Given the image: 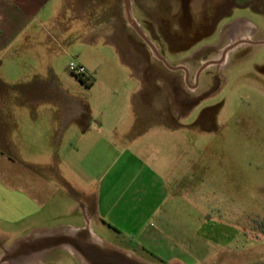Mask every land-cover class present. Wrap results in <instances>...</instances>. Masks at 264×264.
Segmentation results:
<instances>
[{
    "label": "rangeland",
    "instance_id": "1",
    "mask_svg": "<svg viewBox=\"0 0 264 264\" xmlns=\"http://www.w3.org/2000/svg\"><path fill=\"white\" fill-rule=\"evenodd\" d=\"M240 28L248 29L251 37L230 48ZM130 43L149 56L142 72L148 85L146 103L131 107L123 104L117 90L136 84L117 55L119 45ZM20 47L0 56V169L12 172L14 160L20 162L21 186L40 202L48 199V206L41 216L20 225L0 222V264H13L9 255L15 242L22 255L66 240L84 256L73 257L59 248L46 256L45 264L160 260L136 244L124 247L135 255L125 260L120 251L99 240L96 246L82 234L34 231L59 227L69 221L66 208L77 209L87 201L77 189L83 179L75 169L52 173L48 168L64 160L76 166L77 152L16 149L19 120L30 108L37 114L52 108L71 118L80 113L90 119L127 114L129 122L133 111L142 115L135 127L149 134L132 147L139 157L138 162L129 159L136 165L132 171L145 165L162 176L158 187L142 185V190L147 186L141 191L143 205L153 208L149 213L163 245L176 248L177 254L184 249L189 261L183 263V257L164 264H264V0H56L43 28L32 38L23 37ZM220 48L217 60L200 61ZM86 60L99 66L97 76L86 66L82 76L97 78L92 90L67 70L71 61ZM193 64L189 81L196 88L191 91L183 74ZM108 87L118 94H110ZM179 91L188 96L179 99ZM169 130L174 133L154 135ZM84 185L92 191L97 183L87 179ZM75 215L79 218L80 212ZM94 228L110 244L126 242L124 233L98 220Z\"/></svg>",
    "mask_w": 264,
    "mask_h": 264
},
{
    "label": "crops",
    "instance_id": "2",
    "mask_svg": "<svg viewBox=\"0 0 264 264\" xmlns=\"http://www.w3.org/2000/svg\"><path fill=\"white\" fill-rule=\"evenodd\" d=\"M55 2L56 0H0V56L20 51L23 37L32 38L37 35V30L42 29L44 23L49 19ZM236 35L240 36L237 37L238 39L251 37V33L246 28L238 29ZM248 42L250 41L244 43ZM132 44L130 43V46ZM130 46L123 48L119 45L117 55L121 60L122 67L130 72L131 78L135 80L136 84L132 88L122 84L119 87L120 90L117 86L115 87L118 88L119 94L121 93L123 104L132 106L139 104V102L146 103L144 92L148 85L142 72L149 62V56L148 52L144 51L140 45ZM221 52H223L222 48L207 60L201 59L200 61L217 60ZM81 64L93 71L95 70V76H97L99 67L97 64L88 60L82 61ZM188 70H194V64L189 66ZM97 82L96 78L90 86H85L81 82L80 84L92 90ZM108 89H110V94H118L112 87H108ZM132 113L130 115L132 117L131 122L128 121L129 116L123 114L120 117V124H118L120 118H114L110 114H100L98 118L90 119L87 114L80 113L77 114V117L71 118L70 114L55 111L52 108L44 114H37L30 108L28 113L21 116L15 132L16 149L27 152H77L76 166L67 160L61 162L60 165H47L52 173L60 169L63 172L64 168L75 169L74 174L83 179L81 185H77V189L87 201L84 206H77V209L66 208L65 214L69 217V221L59 225V227L39 228L34 231L37 233L44 230L46 233H63L67 236L82 234L84 237L88 236L96 246H98L96 242L99 240L115 248L113 252L118 253L120 251L121 258L125 260L133 259L135 255L133 250H125L124 247L136 244L144 252L156 253L159 259L165 263L173 262L177 258L183 259V257L185 261L183 263H189L184 249L177 254L176 248L171 250L163 245L160 235L153 227L154 223L149 213L153 211V208L143 205L144 196L141 191H145L147 186L142 190V185L147 183L151 187L152 185L158 187L157 185L162 184L164 180L158 172L145 167V165H142L140 169L138 167V170L133 172L136 165L132 166L134 162L132 163L129 159L132 158L138 162L139 157L136 156L132 147L135 148L144 140V137H148L149 133L148 130H140L139 127H135L141 123L143 118L142 115L134 111ZM72 120L74 122H71ZM127 124L128 127H123ZM171 133L174 131H156L154 135L165 137ZM14 162L15 167L12 172L5 171L4 168L0 169V222L16 226L23 221L41 216L46 205L48 206V199L45 203L40 202L36 196L21 186L18 173L21 163H18L17 160ZM119 165L124 167H120V175H118L117 170ZM64 177L66 180L67 177ZM87 179L97 183L96 188L92 191L85 190L84 184ZM157 190L160 191L161 189ZM59 200H62L61 195ZM76 211L80 212L79 218L75 215ZM95 220L113 231L124 233L126 242L118 246L107 242L102 235L95 231ZM64 242L67 243H63L61 246L58 243L53 244L46 249H36L22 255L16 251L17 244L15 242L12 247L14 254L9 255L11 257L10 262L13 264H45V259L55 254L59 248L66 250L73 257L74 255L84 256L83 251L71 241L66 240ZM3 248L7 252L6 248ZM9 249L11 250V248ZM136 257L144 258L140 254Z\"/></svg>",
    "mask_w": 264,
    "mask_h": 264
},
{
    "label": "flooded vegetation",
    "instance_id": "3",
    "mask_svg": "<svg viewBox=\"0 0 264 264\" xmlns=\"http://www.w3.org/2000/svg\"><path fill=\"white\" fill-rule=\"evenodd\" d=\"M244 39H247V38H239L238 40H237V42L234 44V45H232L230 48H233V47H235L236 45H240V43H241V41L242 40H244ZM248 40V39H247ZM228 49L229 48H227V50H225V54H227V51H228ZM221 61H223V60H221ZM206 65H208L207 63H206ZM198 71V69L196 70V72ZM189 70L188 69H186V71H185V73L183 74V78H184V80H186V81H188V90H191V91H193L195 88H196V85H194V84H192V83H190V81H189V79H190V76H192V75H190L189 74ZM196 72H195V75H196ZM195 75H194V77L192 78V82L194 81V78H195ZM192 86V87H191ZM178 98L179 99H183L184 97L186 98L187 96H188V94L186 93V91H179L178 92ZM256 233V232H255ZM260 234H258V233H256L255 234V237H258ZM259 238V237H258ZM59 244V246H61V245H63V243H61V242H59L58 243ZM22 245V244H21ZM20 247H17L16 248V251L19 249ZM145 259V258H144ZM157 264H164V261L162 260V259H160L159 261H157L156 262Z\"/></svg>",
    "mask_w": 264,
    "mask_h": 264
},
{
    "label": "built area",
    "instance_id": "4",
    "mask_svg": "<svg viewBox=\"0 0 264 264\" xmlns=\"http://www.w3.org/2000/svg\"><path fill=\"white\" fill-rule=\"evenodd\" d=\"M67 70L71 75L77 77H82L87 73L86 67L83 64L76 61H71L67 67Z\"/></svg>",
    "mask_w": 264,
    "mask_h": 264
},
{
    "label": "trees",
    "instance_id": "5",
    "mask_svg": "<svg viewBox=\"0 0 264 264\" xmlns=\"http://www.w3.org/2000/svg\"><path fill=\"white\" fill-rule=\"evenodd\" d=\"M77 77V76H76ZM81 83H83L85 86H90L95 78L93 76H86V77H77Z\"/></svg>",
    "mask_w": 264,
    "mask_h": 264
}]
</instances>
